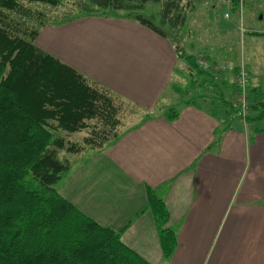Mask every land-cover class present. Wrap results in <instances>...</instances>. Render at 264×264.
I'll list each match as a JSON object with an SVG mask.
<instances>
[{
  "label": "crops",
  "instance_id": "obj_1",
  "mask_svg": "<svg viewBox=\"0 0 264 264\" xmlns=\"http://www.w3.org/2000/svg\"><path fill=\"white\" fill-rule=\"evenodd\" d=\"M172 41L133 19L88 15L44 26L36 44L151 112L177 78L193 74ZM224 74L225 88L233 75ZM209 107L182 102L172 120L161 113L141 122L91 152L61 194L113 229L134 219L122 241L151 264H264V130L226 127ZM149 187L177 236L169 259L147 209Z\"/></svg>",
  "mask_w": 264,
  "mask_h": 264
},
{
  "label": "trees",
  "instance_id": "obj_2",
  "mask_svg": "<svg viewBox=\"0 0 264 264\" xmlns=\"http://www.w3.org/2000/svg\"><path fill=\"white\" fill-rule=\"evenodd\" d=\"M151 4L161 6L158 18L143 13ZM233 5L235 12L238 0ZM189 11L184 0H0V264H151L122 241L134 219L117 230L102 225L57 186L71 171L61 151H100L154 114L146 112L139 124L120 131L119 113L127 106L130 113L141 109L42 49L36 39L46 25L88 15H120L172 38L185 26ZM179 56L194 74L189 87L213 94L196 92L182 102H208L210 113L226 127L242 119L244 110L224 94L220 73L199 63L200 58L212 65L216 61L186 52ZM230 86L233 98L241 94L237 82ZM172 88L182 95L188 90L177 83ZM246 89L247 107L257 114L246 113L243 119L257 124L264 120V90L250 83ZM177 115L174 108L165 114L171 120ZM83 131L88 134L82 142L62 134ZM147 195L163 256L169 259L177 246L176 233L167 226L164 199L150 187Z\"/></svg>",
  "mask_w": 264,
  "mask_h": 264
},
{
  "label": "rangeland",
  "instance_id": "obj_3",
  "mask_svg": "<svg viewBox=\"0 0 264 264\" xmlns=\"http://www.w3.org/2000/svg\"><path fill=\"white\" fill-rule=\"evenodd\" d=\"M184 1L188 2L190 7L187 22L180 31L175 33L177 34L175 37H170V39L173 40L172 43L177 48L178 53L180 54L181 52H186L194 54L197 57L200 55H208L211 60L216 61L215 63L217 65H227L232 63L235 69H240V66H244L248 74L247 78L249 77L248 83L256 87H261L264 90V0L246 1L242 12V26L240 23V17L237 13L232 12L231 18L225 17V13L229 11V8L223 0ZM160 7V4H151L147 10L143 11V13L146 16L153 14L158 18ZM125 13L126 12L124 11H120L121 15H124ZM103 16L124 18L120 15ZM235 69L219 71L220 75L217 78L221 80L222 76L225 75L224 73L227 72V74L231 73L233 76L230 75V77H225L229 79L230 82H237L239 73L234 75L233 72H235ZM190 78L192 77L183 76V78H177L174 83L178 84L179 89H188L187 92L185 91L182 95L173 89L171 96L168 97L167 94L166 100L162 101L164 106L151 111L152 114L157 115L166 113L171 108L179 111L182 99L194 97L196 92H202L204 93L203 95H206V97H212L213 94L209 90L196 91L197 88L189 87L191 86ZM223 89H232V86H225ZM232 99H234V101L236 100L237 105L242 106L244 110V116L242 119H236L233 123H236L237 125L239 124L242 128H250L255 125L258 127H264V120L257 122V124H252L243 119L246 113V115L250 116H256L257 114V112L252 110V108L249 109L247 107V94L245 102L241 99L239 101V95H236V97ZM129 107L130 106H127V109L124 108L125 110H122L119 113L123 123V125L119 127L120 131L127 130L131 126L139 124V122H141L145 117V111L137 110L130 113L129 109L131 108ZM62 134L67 140L82 142L84 137L88 134V131L74 134L63 132ZM90 153L91 150H87L80 155H69L66 154L65 151H61L62 156L65 154L69 158L71 171L70 174L58 184L57 187L59 190H61L64 181L75 170H77V167L87 160Z\"/></svg>",
  "mask_w": 264,
  "mask_h": 264
},
{
  "label": "built area",
  "instance_id": "obj_4",
  "mask_svg": "<svg viewBox=\"0 0 264 264\" xmlns=\"http://www.w3.org/2000/svg\"><path fill=\"white\" fill-rule=\"evenodd\" d=\"M223 1L227 5V7L229 8V11L225 13V17L231 18L233 8L235 7L233 5V0H223ZM246 1L247 0H238V5H237L238 7H237V10L235 11V13H237L240 17L241 26L243 25L242 12H243L244 5L246 4ZM251 1H255V0H251ZM199 63H200V65L201 64L204 65V67L205 66H207L209 68L212 67V69H214L217 72L235 69V67L232 63H229L227 65H217V64L212 65V64H208L209 62L204 60V59H200ZM247 76H248V74H247V71L245 70L244 66H240V72H239L237 83L242 90H241V94L239 95V101L241 99V100H244V102H245V99H246V94H247L246 86L248 83Z\"/></svg>",
  "mask_w": 264,
  "mask_h": 264
}]
</instances>
